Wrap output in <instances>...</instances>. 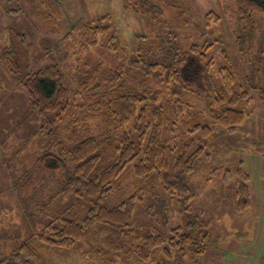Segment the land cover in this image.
<instances>
[{
    "label": "rangeland",
    "instance_id": "obj_1",
    "mask_svg": "<svg viewBox=\"0 0 264 264\" xmlns=\"http://www.w3.org/2000/svg\"><path fill=\"white\" fill-rule=\"evenodd\" d=\"M17 7L23 13H8ZM209 12H215L222 21L205 26ZM105 15L112 17L116 40L128 53L139 46L138 36L155 37L157 41L156 36L167 32L177 35L183 49L214 43L209 58L217 69H235L251 100L249 107L241 106L247 117L235 133H228L208 118L214 129L208 148L211 158L197 161L189 177L196 193L192 207L186 208L178 202L179 197L169 195L157 174L150 181L132 177L104 205L115 207L140 189L143 199L134 214L137 224L149 222L167 237L172 229H186L194 219L208 227L209 247L196 264H264V104L260 94L264 90V15L254 14L251 24L244 27L231 0H0V50L14 46L24 65L34 70L58 66L73 89L76 69L86 61L96 63L111 57L96 49L80 52L81 36L76 32L79 23ZM17 34L27 36L32 50L27 51ZM0 79L4 87L0 91L1 261L30 238L34 241V235L62 212L70 209L82 220L93 203L67 190L58 173L39 163L45 150H55L51 127L45 124L46 134H41L40 119L32 108L29 110L28 96L14 89L15 80L1 60ZM182 97L201 109L205 107L192 94L186 92ZM78 124L74 134L80 130L85 137L98 134L96 122ZM241 164L250 178L251 205L244 212L237 210L235 194ZM225 172L231 174L228 183ZM110 228L95 229L90 238L70 249L36 245L45 264H143L129 254L131 235L127 238L125 232Z\"/></svg>",
    "mask_w": 264,
    "mask_h": 264
},
{
    "label": "trees",
    "instance_id": "obj_2",
    "mask_svg": "<svg viewBox=\"0 0 264 264\" xmlns=\"http://www.w3.org/2000/svg\"><path fill=\"white\" fill-rule=\"evenodd\" d=\"M231 1L244 27L251 24L254 14L264 15V0ZM11 12L23 10L17 7ZM221 21L215 12L204 18L205 26ZM76 32L81 36L80 52L96 49L111 57L80 64L73 89L58 66L29 68L12 45L0 50V60L15 80L14 89L28 96L29 110L40 119L41 134H46L43 130L48 124L56 138L55 150H45L39 163L58 173L67 190L90 198L93 205L82 220L70 209L62 212L34 235V241L30 238L21 244L0 264H45L37 243L70 249L102 226L125 232L127 238L131 235L129 254L143 264H196L210 243L205 224L194 219L186 229H172L169 237L149 222L137 224L134 214L143 199L140 189L115 207L104 204L132 177L150 181L157 174L169 195L179 197L186 208L192 207L196 193L189 177L197 161L211 158L208 148L214 129L208 118L228 133L239 130L247 117L241 106L249 107L251 100L245 83L232 67L216 68L208 56L214 43L183 49L177 35L167 32L156 36L157 41L138 36L139 46L128 53L116 40L110 15L79 23ZM16 38L28 52L32 50L26 35ZM3 88L0 79V91ZM186 92L202 100L205 107L185 101ZM260 94L264 104V90ZM84 120L97 123L96 136L85 137L81 130L73 133ZM224 180H231L230 172L224 173ZM249 180L241 164L235 193L239 212L251 205Z\"/></svg>",
    "mask_w": 264,
    "mask_h": 264
}]
</instances>
